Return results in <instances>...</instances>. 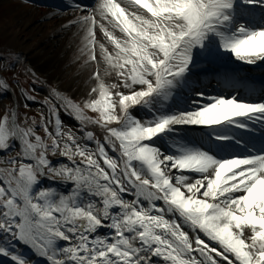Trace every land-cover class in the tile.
I'll return each instance as SVG.
<instances>
[{
	"label": "snow or ice",
	"instance_id": "1",
	"mask_svg": "<svg viewBox=\"0 0 264 264\" xmlns=\"http://www.w3.org/2000/svg\"><path fill=\"white\" fill-rule=\"evenodd\" d=\"M122 2L48 6L52 19L71 11L61 28L77 30L80 67L96 62L79 99L69 94L71 83L53 84L33 68L5 78L23 62L21 53L2 49L0 95L12 93L13 105L0 114V258L5 264H264V147L217 134L221 125L248 132L264 126V99L199 87L230 84L239 66L264 65V0ZM10 79L22 85L24 107L36 102L37 85L47 87V117L20 119ZM185 92L189 106L174 107ZM184 126L203 127L212 142L242 150L216 156L179 143L168 154L156 146L155 138Z\"/></svg>",
	"mask_w": 264,
	"mask_h": 264
},
{
	"label": "rangeland",
	"instance_id": "2",
	"mask_svg": "<svg viewBox=\"0 0 264 264\" xmlns=\"http://www.w3.org/2000/svg\"><path fill=\"white\" fill-rule=\"evenodd\" d=\"M12 1H16V2L19 3V0H3V3H0V24L2 23V21L5 18L6 19L11 18L10 12L7 11L4 8L3 5H4V2H12ZM40 1H43V0H40ZM55 2L58 3V4H61V5L64 4L62 2V0H50V3H55ZM115 2L116 3H120L121 7L124 6V3L122 2V0H115ZM36 3L37 4H35V2H33L34 6L31 9H33L34 11H37V12H42L43 15H44L42 20H40V18H36V22L43 21L45 18H47L46 20L50 19L51 16L48 15L46 17L45 14L49 13L50 10H49L48 6H51V5L50 4L39 5L38 4L39 3L38 0H36ZM17 23H18V21L17 22L13 21L12 23L10 21V23L8 24V27L10 28V30L13 31V32L16 30V32L18 34V37L23 39L24 45L25 44L29 45L31 43H34L35 41H31V38H29V35H28L29 31H25V29L22 28L21 25H19V24H18V27H17ZM58 28H59V31L63 30L60 27H58ZM20 30H21V32H20ZM65 32H67V31H64V32L62 31L63 36H65L64 35ZM7 36L8 35L2 34L1 31H0V48L3 47V49H4L5 46H7V47L15 50L16 52L21 53L22 54L21 55V60L23 62V66L35 69L37 71V74L41 77V79H43V80L51 79V82L53 84H57V83H59L60 81L63 80L65 82V85H67L66 80L65 79H61V77L59 76V71L61 69H63L61 66L64 64L65 61H63L61 59L60 61L54 63L53 61L51 62V60L48 59V58H41L40 56L39 57H37V56H32L31 57L30 55H27L20 48H17L15 46L13 47L11 45H7L6 44V42H7V38L6 37ZM63 36H61L59 38V40L62 39ZM98 39H101V41L103 42L102 33H98ZM64 45H65V43L62 44V48L61 47L58 48L60 50L58 53H59L60 56L62 55V57L66 59V57L63 54V50L61 51V49L68 50L69 47H71V45L68 48H65ZM73 46H75V48L72 49V50L77 53L78 46H79V39L77 40L76 44H74ZM57 47H59V46L57 45ZM58 49H55V50L53 49V50L56 51ZM0 55H7V52L0 50ZM97 59L98 60L100 59V57H99V49L98 48H97ZM59 66H60V68H59ZM250 66L254 67L255 65H243L242 67L246 68V67H250ZM261 66H263V65H261ZM95 67H96V62H91L90 67L83 68V72L86 71L87 73H89L90 71L95 70ZM19 68H20V65L18 64L15 70H9L7 72L2 73V75L5 76V74H7L8 72H9L8 74H14L15 75ZM100 70H101V72L103 71L102 66H101ZM108 82H112V79L108 78ZM77 86H78L77 83H73L72 91L69 94L73 95L74 98L79 99V95H78L79 92H78ZM20 87H21L20 85L18 86V85H16V83H14L13 88H14V92L16 93L15 94V98L19 102L18 103V107L21 108V110H22L21 111V113H22V118L21 119L24 120L25 118H27L29 123H31V121L33 119H35L37 122H39L40 119H41V115L42 114L45 117H47V108H46V106L43 105L44 98L47 95V87L45 85H37L36 91L34 93H32L33 95L36 96V102L27 101L28 107H24L25 101H24V98L21 96ZM12 105H13L12 96H11L10 93H9L8 96L0 95V114H2L5 111L6 108H10ZM62 120L64 121L65 125L74 126V122H72L70 120V118L62 115ZM38 127L39 126L37 125V128ZM49 130L50 131L53 130V125L52 124L49 125ZM39 131H40L39 134L43 136L44 135L43 129L40 128V130H37V133ZM176 137H178V136H176ZM176 142L177 143H182V144L187 145V146L190 147V145L181 137L178 140H176ZM0 154H2V152H0ZM3 155L4 154L0 155V158H2ZM0 264H5V261L3 260V258H0Z\"/></svg>",
	"mask_w": 264,
	"mask_h": 264
},
{
	"label": "bare ground",
	"instance_id": "3",
	"mask_svg": "<svg viewBox=\"0 0 264 264\" xmlns=\"http://www.w3.org/2000/svg\"><path fill=\"white\" fill-rule=\"evenodd\" d=\"M3 6L7 11L10 12L11 16V18L9 19L5 18L0 24L1 33L8 35L6 37L7 45L20 48L31 57L40 56L41 58H48L51 60V62L53 61L54 63L62 59L65 62L61 66L63 69L59 71V76L61 77V79H65L67 83H71L72 85L73 83H77L78 91L88 87V73L86 71L83 72V68L80 67V64L82 62L75 59L76 52L72 50L75 48V46L73 45L76 44L77 40L79 39V36L75 34L77 30L73 28L71 31H67L68 33L65 32V36H63L62 33V31L64 32V30L59 31L58 27L61 28V20H65V18H50L48 20H46L47 18H45L43 21L36 22V18H40V20H42L44 16L42 12H37L33 9L20 6V4L16 1L4 2ZM10 21L11 23L13 21H18L17 27L19 24L22 28L25 29V31H29V38H31V41L35 42L29 45H24L23 39L18 37L16 30L13 32L8 27ZM61 36H63V38L59 40ZM64 43L65 48H68L71 45L68 50L61 49V51L63 50V54L66 59L63 58L62 55L60 56L58 53L60 51L58 48H62V44ZM57 45L59 47H57ZM53 49L58 50L54 51ZM189 99L191 98L189 97ZM187 105L189 106V104ZM188 106H186V108Z\"/></svg>",
	"mask_w": 264,
	"mask_h": 264
}]
</instances>
